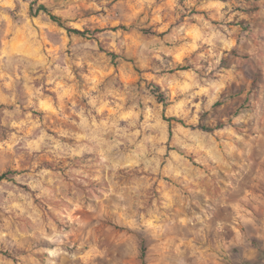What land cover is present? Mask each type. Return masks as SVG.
<instances>
[{"label": "rangeland", "instance_id": "1", "mask_svg": "<svg viewBox=\"0 0 264 264\" xmlns=\"http://www.w3.org/2000/svg\"><path fill=\"white\" fill-rule=\"evenodd\" d=\"M5 172L0 264H264V0H0Z\"/></svg>", "mask_w": 264, "mask_h": 264}, {"label": "trees", "instance_id": "2", "mask_svg": "<svg viewBox=\"0 0 264 264\" xmlns=\"http://www.w3.org/2000/svg\"><path fill=\"white\" fill-rule=\"evenodd\" d=\"M33 11V9L31 8V12ZM44 13L46 14L53 22L57 23L58 25H62V21L59 17H57L56 15L52 14L50 9L47 8L46 6H44L43 4H39L36 9H35V13ZM69 32H72L74 34H77V35H81L83 36L85 34V31H79V30H76V29H72V30H68ZM160 103H165V98L163 97V94L162 93H159L157 95ZM168 122H179V123H182L180 120H178L177 118L175 117H172V118H169L167 119ZM192 128H196V129H199L201 131H204V132H212L213 129H211L209 126L207 125H204V124H197L196 126H193ZM12 172H5V173H2L0 174V182L7 179L8 175L11 174ZM261 254H263L262 252H260Z\"/></svg>", "mask_w": 264, "mask_h": 264}]
</instances>
